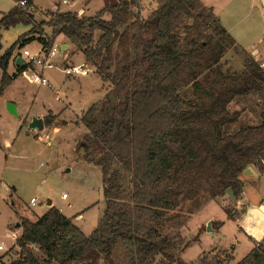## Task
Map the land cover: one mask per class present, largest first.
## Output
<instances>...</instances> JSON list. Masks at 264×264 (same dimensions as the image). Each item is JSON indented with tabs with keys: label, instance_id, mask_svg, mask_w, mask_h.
Masks as SVG:
<instances>
[{
	"label": "trees",
	"instance_id": "trees-1",
	"mask_svg": "<svg viewBox=\"0 0 264 264\" xmlns=\"http://www.w3.org/2000/svg\"><path fill=\"white\" fill-rule=\"evenodd\" d=\"M14 2L0 25L32 28L0 56V95L27 66L9 74L15 47L35 35L46 49L64 35L111 88L79 118L82 158L102 173L106 208L97 227L87 235L56 206L36 220L21 217L19 256L9 264H193L178 255L183 238L172 231L185 206L199 209L228 188L237 199L246 167L264 171V68L243 48L242 70L222 69L224 54L238 44L202 0H159L147 17L139 0H118L95 15L50 11L43 20L34 0ZM208 71L214 76L205 85ZM254 93L263 94L260 122L229 132L242 114L231 113V103ZM55 120L49 112L44 124ZM234 211L226 210L229 218ZM236 264H264V239Z\"/></svg>",
	"mask_w": 264,
	"mask_h": 264
},
{
	"label": "rangeland",
	"instance_id": "rangeland-1",
	"mask_svg": "<svg viewBox=\"0 0 264 264\" xmlns=\"http://www.w3.org/2000/svg\"><path fill=\"white\" fill-rule=\"evenodd\" d=\"M34 1L40 9L32 8V10L35 11L37 20H43L49 19L48 13L51 11L46 8L52 7L60 0ZM116 1L118 0H74L69 4H61L62 7L58 6L62 10L64 8L77 10L84 7L88 15H95L99 10ZM139 1L142 13L147 17L157 7L159 0ZM202 1L213 7L215 14L239 45L230 47L224 54L221 60L224 71L242 70L246 57L243 48L249 52L255 50L264 52V6L261 0ZM14 5V0H0V16ZM52 9L56 11L55 7ZM30 28V25L18 24L9 29H2L0 52L3 54ZM39 47L38 41L26 45L32 53H36ZM77 51L70 53L71 59ZM83 58L77 55L74 63H82ZM69 61L68 57L64 63ZM70 62L73 63V59ZM12 70H14L13 64L10 65L8 72ZM213 76L214 74L208 71L201 78L202 83L208 84ZM48 77L52 81L50 85H38L23 75L8 86V93L20 103L21 117L7 113L3 103L0 102V142L2 143L0 146V243L4 242L5 245L2 253L0 250V264L10 263L19 256L20 247L11 234L19 235L21 227H19L20 231L13 230L17 229L16 224L20 223L21 217L35 220L45 214L51 206H56L63 214L73 218L87 235H90L97 227L98 220L106 208L101 169L82 158L83 135L86 128L79 118L94 103L107 99L111 85L104 82L93 67L89 75L75 78L67 77L59 69H49ZM1 79L0 67V82ZM259 99L263 101V94L254 93L234 99L229 107L231 113L241 110L242 114L238 123L228 127L229 132H236L242 126L260 122L261 107L257 104ZM44 111L51 112L56 117L54 123L50 126L45 125L42 130L31 129L29 125L33 118ZM47 115L46 113L40 117L44 119ZM5 141L10 142V146H7ZM246 172L250 175V170ZM254 174L256 172L251 173ZM256 180L260 190L264 191V176ZM64 193L67 194L65 199ZM33 197L37 198V204L34 206L30 204V199ZM257 197L255 201L261 196ZM243 198L241 193L234 201L226 194L214 199L218 205L212 203L208 208L204 206L212 199H203L205 202L203 206L193 211L188 210L190 206L186 205L180 214L181 225L172 230L173 233L179 230L183 238L178 255L193 264H197L201 257L220 258L223 264L230 263L232 246H226L228 242H224L222 234L210 233L219 221L211 223V231H208V223L212 216L221 220L227 219L226 210L232 209L235 210L234 217L226 227L227 233L230 236L234 234L239 236L240 228L245 227L249 234L245 239L240 238L242 244L234 253L237 260L243 258L252 244L256 246L264 239H257L258 234L253 232V225L257 219L254 215L249 216L245 212L250 202ZM49 200L52 201L51 204ZM79 214H82V217L78 218ZM206 218H208L207 222H205ZM16 219L17 223L11 224V229H8V224ZM121 260H125L123 253ZM151 264L158 262L156 260Z\"/></svg>",
	"mask_w": 264,
	"mask_h": 264
},
{
	"label": "crops",
	"instance_id": "crops-1",
	"mask_svg": "<svg viewBox=\"0 0 264 264\" xmlns=\"http://www.w3.org/2000/svg\"><path fill=\"white\" fill-rule=\"evenodd\" d=\"M74 0H72V2H73ZM262 1V0H261ZM71 3V2H70ZM16 4V3H15ZM69 4V3H68ZM262 4H263V6H264V2L262 1ZM55 5H61V0L60 1H57L52 7H50V8H46V9H48V11L49 10H51V11H54L52 8H54L55 7ZM15 6V5H14ZM13 6V7H14ZM12 7V8H13ZM33 7H34V9L35 10H37V9H40L36 4H35V1H34V4H33ZM60 7H62V5L60 6ZM11 8V9H12ZM10 9V10H11ZM42 9V8H41ZM59 11H74V12H77L78 14H79V16H90V15H88V13H87V10L84 8V7H80L79 9H77V10H72L71 8H64L63 10H62V8L59 10ZM8 12V11H7ZM35 12V11H34ZM3 13H5V12H2V15H3ZM2 15L0 16V18L2 17ZM48 15H49V13H48ZM223 24V23H222ZM30 25V24H29ZM31 26V28H32V25H30ZM30 28V29H31ZM2 29H5L4 27H2L1 25H0V38H1V36H2V33H1V31H2ZM29 29V30H30ZM28 30V31H29ZM27 31V32H28ZM46 31H47V33L48 34H50L51 33V28H49V27H46ZM229 31V30H228ZM26 33V32H25ZM20 37V36H19ZM18 37V38H19ZM17 38V39H18ZM17 41V40H16ZM32 41H38L39 43H40V47L37 49V52L38 51H40V49L42 48V43L38 40V36L37 35H35L34 36V39L32 40ZM31 41V42H32ZM54 44H56V45H60V47H61V49H62V51H63V56H60V60L63 62V61H65L68 57H69V60L70 61H72V59H73V63L75 62V58H76V56L77 55H81V56H83L84 57V55H83V53L81 52V51H77V53L75 54V56H74V58H72L71 59V57H70V53H72V51H73V53L76 51V47H75V45L73 44V43H71L64 35H59L57 38H56V40H55V42H54ZM19 45V44H18ZM17 45V46H18ZM27 45V44H26ZM26 45H25V47H26ZM15 47V49H14V51H13V55H12V58H11V60H10V63H9V67H10V65L11 64H13V66H14V70H12L11 72H9L10 73V75H13L14 73H16L17 72V70H18V67L19 66H21V65H18L17 63H16V60L17 59H19L20 57L22 58V56H21V48L22 47H20V46H18V47ZM239 46V45H238ZM2 49V48H1ZM0 49V51H2ZM246 50V49H245ZM246 51H248V50H246ZM249 52V51H248ZM255 59H256V61H258L260 64L261 63H264V52L262 51V50H255V51H253V52H249ZM2 53L0 52V55H1ZM23 59V58H22ZM84 59V61L83 62H86V59H85V57L83 58ZM23 61H24V59H23ZM69 61V62H70ZM82 62V63H83ZM71 63V62H70ZM48 71L49 70H46L45 72H44V75L48 78V80H49V85L51 84V79L48 77ZM20 77H23V75H21V76H19L17 79H19ZM67 77H70V76H67ZM71 78H75V77H71ZM39 85V84H38ZM53 86V85H52ZM9 90V87L8 88H6L5 90H4V92L0 95V102H2L3 103V106H4V110L7 112V113H9V114H11V115H13L12 113H10L9 111H8V109H7V103L8 102H13V103H15L16 105H17V111H18V117L20 116L21 117V115H20V103H19V101H16V99L14 98V96L13 95H10L8 92ZM51 110V109H50ZM49 111V110H48ZM48 111H44V112H42L40 115H36V117H40V116H43V115H46V113L48 114ZM51 111H53V110H51ZM55 113V112H54ZM16 116V115H15ZM41 118H43V117H41ZM21 119V118H20ZM5 143H6V141H5ZM10 142L9 143H6V145L8 146H10ZM2 145V143L0 142V146ZM254 169H256L257 171H254ZM247 170H250V175H248V172H246ZM256 172V174H254V175H251V173H255ZM264 176V171L263 172H260V170L254 165V164H250V165H248L247 167H246V169L242 172V174H241V179L243 180V183H244V186H243V190H242V196L244 197L243 198V200H246L247 202H250V204H248V206L246 207V213L250 216V215H254V217L257 219V221H255V223H254V228H253V232L255 233V234H258V238L257 239H263L264 238V191L263 190H260V188H259V184H258V181L256 180V179H260L261 177H263ZM255 177V178H254ZM257 196H261L259 199H258V201H255V199L256 198H258ZM263 196V197H262ZM219 198H221V197H219ZM65 199V198H64ZM216 199H218V198H216ZM240 201H242V200H240ZM205 203V202H204ZM212 203H214L215 205H218L217 203H216V201L214 200V199H212V201L211 202H209L206 206H204L205 208H208V206L210 205V204H212ZM203 206V205H202ZM205 208H203V209H205ZM210 216H212V215H210ZM40 216H38V218H39ZM80 217H82V214H79V217L78 218H80ZM209 217V216H208ZM37 218V219H38ZM18 219V218H17ZM17 219L14 221V222H11V223H9L8 224V229H11V227H10V225L11 224H14L15 222L17 223ZM32 220V219H31ZM36 220V219H35ZM207 220H208V218H206V220H205V222H207ZM210 221L209 222H215V221H219V223H217V225L213 228V231L212 232H210V233H220V234H222V237H224V242H228V243H226V246L227 245H230V246H232V250H233V253H232V256L231 257H233L232 258V260L230 261V263L229 262H227L228 264H236V262L237 261H239V260H237L236 259V256H235V251H236V249L238 248V246L240 245V244H242V240L240 239L241 237H243L244 239L245 238H247V237H249V234H248V232H247V229H244L245 227H241L240 229H241V231H240V233H239V236H237V235H235L234 234V236H230L228 233H227V231H226V227H227V225H228V223H229V221L230 220H232V218H229L228 216H227V219H223V220H221V219H218V218H215L214 216H212V217H210V219H209ZM75 222V221H74ZM76 223V225H78L80 228H81V230L84 232V230L82 229V227L79 225V224H77V222H75ZM16 227H17V229H15V230H13L14 232H17V230L18 231H20V229H19V227L20 226H18L17 224H16ZM11 236H12V234H11ZM13 238V237H12ZM227 238V239H226ZM15 239V238H14ZM222 240V239H221ZM255 241H257V240H255ZM15 242H16V240H15ZM15 244V243H14ZM250 249L246 252V254H245V256L254 248V244H252V246L251 247H249ZM3 252V250L1 251V253ZM244 257V256H243ZM242 259V258H241ZM4 260V259H3ZM3 264H9V263H5V262H3Z\"/></svg>",
	"mask_w": 264,
	"mask_h": 264
},
{
	"label": "built area",
	"instance_id": "built-area-1",
	"mask_svg": "<svg viewBox=\"0 0 264 264\" xmlns=\"http://www.w3.org/2000/svg\"><path fill=\"white\" fill-rule=\"evenodd\" d=\"M72 0H61V4H68ZM20 5L26 6V0H20ZM55 10L59 11L60 7L55 5ZM21 56L24 59V64L26 68L24 69L22 75H25L31 82L39 85L49 84L48 78L44 75V72L49 69H59L63 71L66 76L70 77H81L87 76L91 72L92 67H90L86 62L83 63H64L59 58L63 56V51L60 45L54 44L50 49H46L42 44L40 51L32 53L25 46L21 48ZM23 64V65H24ZM264 68V63H261ZM8 143V142H7ZM63 198H67V194H63ZM30 204L32 206L37 204V198L33 197L30 199ZM17 239L18 235L13 233L12 236ZM260 243L258 242L257 245ZM35 250L39 249L36 244H33ZM4 242L0 243V250H4Z\"/></svg>",
	"mask_w": 264,
	"mask_h": 264
},
{
	"label": "water",
	"instance_id": "water-1",
	"mask_svg": "<svg viewBox=\"0 0 264 264\" xmlns=\"http://www.w3.org/2000/svg\"><path fill=\"white\" fill-rule=\"evenodd\" d=\"M264 2V0H262ZM16 63L18 65H23L24 64V61L23 59L20 57L19 59L16 60ZM7 109L10 113H12L13 115H16L18 116V111H17V105L13 102H8L7 103ZM30 128L31 129H44L45 127V124H44V119L41 118V117H34L32 122L30 123ZM226 193L228 194L229 197H231L234 201H236V197L234 196L233 194V191L231 188H228ZM52 201L49 200V204H51ZM18 226H20V223L17 224ZM212 230V227H211V222L208 223V231H211Z\"/></svg>",
	"mask_w": 264,
	"mask_h": 264
}]
</instances>
